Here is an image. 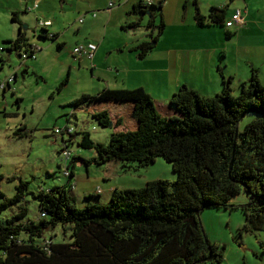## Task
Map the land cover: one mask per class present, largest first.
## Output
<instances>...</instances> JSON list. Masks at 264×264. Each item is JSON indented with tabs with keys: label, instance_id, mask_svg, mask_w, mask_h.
I'll return each instance as SVG.
<instances>
[{
	"label": "trees",
	"instance_id": "1",
	"mask_svg": "<svg viewBox=\"0 0 264 264\" xmlns=\"http://www.w3.org/2000/svg\"><path fill=\"white\" fill-rule=\"evenodd\" d=\"M192 2L195 5L196 0ZM142 7L138 4L134 11L143 12ZM147 7L153 17L159 14L161 3ZM225 9L211 7L206 17L196 11V25H222ZM11 20L17 21L15 13ZM138 25L133 22L126 28ZM163 27L161 20L156 25L152 18L147 21L149 40L133 49L138 58L152 49ZM20 40L8 42L9 50L18 51ZM230 80L222 78V90L212 96L181 86L168 100L171 115L159 114L141 88H104L73 99L68 105L76 110L82 104L100 102L133 106L132 118L137 123L133 131H115L121 118L113 121L106 110L89 115L97 126L112 130L106 144L80 133L78 146L94 151L92 163L118 161L120 170L126 172L161 158L174 179L115 189L107 203L98 194H88L77 204L68 195L72 161L78 159L72 156L64 185L32 194L39 219L23 221L28 182L12 176L8 180L17 182L13 196L0 192V214L16 209L0 221V264H220L223 248L210 243L199 224L198 213L205 207L239 210L244 217L239 234L264 231V85L256 69H251L237 94L232 93ZM247 113L256 117L239 130L238 122ZM20 130L24 129L15 135ZM241 192L245 202L235 203ZM58 226L68 232V242L44 237ZM259 245L264 252V243Z\"/></svg>",
	"mask_w": 264,
	"mask_h": 264
},
{
	"label": "crops",
	"instance_id": "2",
	"mask_svg": "<svg viewBox=\"0 0 264 264\" xmlns=\"http://www.w3.org/2000/svg\"><path fill=\"white\" fill-rule=\"evenodd\" d=\"M59 1L64 2V0ZM76 1L82 3L83 0ZM143 1L114 0L112 7H108V3H106V5L95 9L82 5L80 6L82 11L78 14L79 18L76 23L67 27L66 32L70 37H74L72 48L87 42L96 44V50L91 58L79 57L75 59L69 54L77 65L81 62H90L93 71L104 69L106 75H103L102 72V74H97V81L103 82L104 87L110 89L141 88L150 95L159 114L171 115L168 100L181 86H186L205 96H212L222 90V78H231L230 88L232 93L236 94L240 84L248 81L251 69L257 70L259 80L264 85V0H196L195 5L192 0H151L153 5H156L157 2L161 3L159 14L151 17L153 24L156 25L161 20L164 27L162 33L156 38L152 49L144 57L138 58L137 52L133 49L141 42L149 40V30L145 28L149 18L144 15V12L134 11V7L138 4L144 6ZM46 2L47 0H32L23 10L29 8V11L35 14L36 20H43ZM34 3H36V7L33 8ZM41 4L42 10H40ZM71 7L69 4L68 8ZM211 7H225V20L236 9H239L243 23L228 29L223 24L197 26L194 19L196 11L206 17ZM93 12L95 16H91ZM79 19H81L80 22ZM43 21L50 22L45 29L48 34L55 35L51 41L57 42L62 47L64 41L60 39L62 36L57 27L55 28L53 21L51 19ZM133 22L139 24L137 28H126L129 23ZM68 24L70 23H62L59 29H63ZM141 28L144 31L142 33L138 30ZM28 60H35V58ZM28 60L21 62L20 68ZM22 69L26 72L27 67L24 66ZM13 75L15 83L17 72L15 71ZM11 90L10 92L13 93V89ZM5 93L6 91L0 96L3 98L0 99V150L6 146L7 142L14 143L16 146L23 140L26 131L30 130L27 123H20L18 120L19 112H15L11 107L9 109L4 97ZM16 98H20L19 95ZM15 101L17 103V100ZM132 107L130 102H100L82 104L79 111H84L89 116L91 113L106 110L112 118L113 116L114 119L121 118V126L115 131H133L136 129L137 123L132 118ZM31 110L33 111V108ZM69 115L70 118L65 119V126H71V118L76 119L75 112H71ZM20 128L24 130L18 131L15 135V131ZM74 133H76L75 130ZM74 133L73 136L67 135V140L61 139L62 143L65 142L67 145L68 142H71ZM15 146L13 148L16 150ZM13 148L8 151L7 155L10 156L9 162L16 164L19 156ZM74 157L78 159L72 161L73 178L71 183L73 185L75 183V185L74 191L71 190L70 193L75 202L82 201L88 194L96 195L94 193L96 188L102 192L98 185L95 188L91 185L88 169L86 170L87 181L80 185L79 178L74 172L75 162L85 166L91 164L97 167L101 166L99 169L102 170L100 174L103 180L119 174H133L132 170L122 172L118 161H110L102 165L92 163L91 159L96 157L94 151L82 155L76 153ZM139 169L134 170L136 175H138L136 172ZM51 174L45 173L48 177ZM171 175L173 176L172 171L170 177ZM156 179L162 178L159 176L151 178L150 173L147 172L145 175L139 176V181L131 180L130 184L132 185L129 187L123 184L122 187L109 184L103 188L107 193V199H109L115 189L140 188L147 182ZM93 181L95 182V180ZM100 194H98L99 199L101 198Z\"/></svg>",
	"mask_w": 264,
	"mask_h": 264
},
{
	"label": "rangeland",
	"instance_id": "3",
	"mask_svg": "<svg viewBox=\"0 0 264 264\" xmlns=\"http://www.w3.org/2000/svg\"><path fill=\"white\" fill-rule=\"evenodd\" d=\"M30 1L32 0H0V82L4 81L9 74L12 73L11 75H13L15 71L17 72L16 81L12 86L14 92L6 91L4 97L9 109L11 107L15 112H19L18 120L20 123H27L30 129L26 131L23 140L16 146L14 143L7 142L6 146L0 150V192L6 197L13 196L14 186L17 182L8 180L12 176L21 177L23 181L28 182L29 193L25 195L23 203L27 209V214L23 221L39 219L40 213L32 194L36 193L38 189L47 190L52 186L63 185L65 177L61 175V168L64 164H68L70 158L76 153L82 155L93 151L78 146L81 138L80 133H88L91 140L106 144L112 131L110 128L97 126L90 116H87L84 111H79L80 108L76 110L68 105L82 94H94L106 88L103 86V82L97 81V74L102 72L103 75H106V72L104 69L93 71L90 62H81L79 65L73 62L69 53L74 43V37H70L66 32L67 27L75 24L79 18L78 14L82 11L80 6L95 9L106 5L109 0H83L82 3H78L76 0H64L66 3H61L59 0H47L45 14L42 18L53 21L55 28L57 27L62 36L60 39L64 41L62 47H58L57 42L42 37V31L36 27L34 13L23 12V8L28 6ZM69 4L72 6L71 8H68ZM41 8L42 4L40 10H42ZM14 12L18 16L19 21L17 23L11 21ZM65 18L67 19L65 20ZM62 23L70 24L59 29ZM25 26L26 28H24ZM19 28H21L22 35L26 39L25 44L33 45L37 50L35 60H28L23 64L22 68L27 67L26 72L20 68L22 60L19 53H23L27 46L23 45L18 51L9 50L10 44L8 42L18 38ZM101 30L103 31L102 28ZM138 30L141 33L144 32L142 28ZM153 35H155V30ZM70 64L71 67H69ZM17 95L20 98L16 103ZM0 99L3 98L0 97ZM71 112L76 114V119H70V125L76 134L73 140L67 143L71 157L64 160L60 155V150L64 147L61 139L67 140L68 136L66 134L55 135L52 131L56 127L63 128L65 119H68ZM255 117L254 113L245 114L238 122V129L241 130ZM114 118L113 116V121ZM14 146L16 150L13 148ZM12 148L19 156L16 164H12L8 159L10 157L7 155L8 151H11ZM155 160L157 161L155 162ZM155 160L151 166L139 169L136 172L138 175L132 171L133 174L131 175L119 174L105 180L101 178L102 170L99 169L101 166L97 167L93 164L85 166L75 162L74 172L77 174L81 185L87 181L86 170L88 169L91 185L94 188L98 185L102 189L101 192L98 188L95 190L93 188L94 193H101L100 201L107 203L108 197L103 186L107 187L109 184H114L122 187L123 184L129 187L132 185L130 184L131 180H138L140 175L143 176L147 172L150 173L151 178L159 176L162 179L173 180L174 175L170 177V166L161 158ZM146 168L147 171H145ZM45 173L52 174L48 177ZM71 190L74 191V188ZM68 195L72 196L70 192ZM234 202H245L243 192L235 197ZM15 211V208H11L2 212L0 221ZM198 220L206 239L217 245L218 248H223L220 264H264V252L259 245V243H264V231L239 234L237 228L244 221L239 210L205 207L198 213ZM48 236H52L54 242H68L70 240L68 232H62L60 226L46 232L44 237L47 238Z\"/></svg>",
	"mask_w": 264,
	"mask_h": 264
},
{
	"label": "built area",
	"instance_id": "4",
	"mask_svg": "<svg viewBox=\"0 0 264 264\" xmlns=\"http://www.w3.org/2000/svg\"><path fill=\"white\" fill-rule=\"evenodd\" d=\"M144 6H148L150 4H152L151 0H144L143 1ZM114 5V0H109L108 2V7H112ZM36 7V3L33 4V8ZM91 16H95V13H91ZM81 21V19H79V22ZM243 23L242 21V14L241 11L239 9H236L228 19L224 20L223 22V26L225 28H231L234 26H239ZM50 24L49 21H43L41 19L36 20V27L39 28L40 30H43V34L47 35L48 38H52L51 34H48L46 31V27ZM96 50V45L94 43L91 42H87V43H83V44H78L75 45L71 51L70 54L73 58H79V57H88L91 58L94 51ZM35 52L36 49L35 48H29L28 46L24 49L23 53H19V56L23 61L28 60V59H34L35 58ZM14 75H11L9 77H7L4 81L0 82V92H2L6 85L11 84L12 82H14ZM74 132V129L72 126L66 125L63 128H54L52 133L55 135H72ZM63 149L60 150V155L64 160H67L71 157L70 152L67 149V145L65 146L63 143ZM61 175L63 177H67L69 175V172L66 168V164H64V166L61 168ZM74 185L73 183H71L70 189H73Z\"/></svg>",
	"mask_w": 264,
	"mask_h": 264
},
{
	"label": "flooded vegetation",
	"instance_id": "5",
	"mask_svg": "<svg viewBox=\"0 0 264 264\" xmlns=\"http://www.w3.org/2000/svg\"><path fill=\"white\" fill-rule=\"evenodd\" d=\"M15 13V19L17 20L16 21V23L19 21L18 20V16H17V13L16 12H14ZM14 13H12V16H11V19H12V17H13V15H14ZM12 21V20H11ZM42 32H43V30H41ZM42 37H44V38H46V39H48V40H52V38H48L47 37V35H45V34H42ZM21 39L19 42H18V47H19V49L18 50H20V48L24 45V46H26L27 44H25V41H26V39L24 38V36L22 35V31H21V28H19V30H18V38L17 39ZM16 40V39H15ZM15 40H13V41H15ZM13 41H9V42H13Z\"/></svg>",
	"mask_w": 264,
	"mask_h": 264
},
{
	"label": "water",
	"instance_id": "6",
	"mask_svg": "<svg viewBox=\"0 0 264 264\" xmlns=\"http://www.w3.org/2000/svg\"><path fill=\"white\" fill-rule=\"evenodd\" d=\"M29 10H30L29 8H26V9L23 10V12H24V13H26V12H30ZM141 10H143L145 16H147L149 19H151L152 16H151V14H150V11H149V8H148V7L143 6V7L141 8ZM158 10H160V9H158ZM24 28H26V26H25ZM42 33H44V32H42ZM13 83H14V82H12L11 84L6 85L5 89L1 92V94L4 93L5 91H12L11 89H13V88H12Z\"/></svg>",
	"mask_w": 264,
	"mask_h": 264
}]
</instances>
